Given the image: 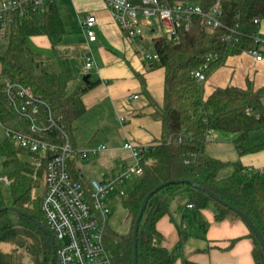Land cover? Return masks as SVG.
I'll return each instance as SVG.
<instances>
[{
	"label": "trees",
	"instance_id": "trees-1",
	"mask_svg": "<svg viewBox=\"0 0 264 264\" xmlns=\"http://www.w3.org/2000/svg\"><path fill=\"white\" fill-rule=\"evenodd\" d=\"M188 1L200 5L205 12L216 2ZM219 4L223 26L239 34L236 42L226 38L228 32L225 28L207 32L198 17L193 19L187 32L180 34L175 44L164 38L148 40V46L158 61H148L147 68L164 70L163 102L160 106L154 105L155 115L162 125L163 138L143 155L141 176L136 178L131 191L120 199L130 218L128 233L120 235L107 226L104 228L103 246L112 264H132L133 222L144 197L166 181L174 182L166 188L190 187L192 194L189 204L195 210L205 209L209 203H213L216 209L215 222L227 218L241 220L233 211L214 201L207 191L213 193L244 214L264 241V174L244 177V168L239 163L221 162L204 154L207 135L212 131L236 134L233 143L240 151L251 132L264 129V110L261 104L263 92L226 87L217 88L204 98L203 85L198 84L193 77L195 71H200L208 78L224 64L227 57L258 49L254 37L259 25L254 24L253 20L264 21V0H219ZM63 34L62 22L55 10L44 15L30 14L15 19L4 39H0V87L4 79L18 78L23 86L39 93L50 104L55 115L61 116L70 137L73 122L85 113L81 97L96 83L81 82L69 92L67 71L62 68L59 74H49L41 63L33 60L26 46L29 37L45 36L51 49H54ZM208 56L211 58L208 59ZM137 78L144 85L142 77ZM0 123L3 126L15 124V116L1 94ZM263 146L253 147L250 151L260 150ZM0 156L3 158V167L8 170L6 177L9 180L8 185L0 183V236L10 228V212L6 210L8 207L24 214L19 215L23 224L36 226L39 223L45 226L40 211L42 194L32 196V192L41 186L44 164L37 168L34 154L5 139L0 141ZM229 167L233 169L229 176H219L223 169ZM69 171L73 180H80L74 162L70 163ZM189 183L200 188H192ZM164 189L150 197L139 221L136 264H174L178 256V252L160 246L162 236L155 227L158 220L167 214L166 204L160 195ZM178 232L182 241L185 235L181 229ZM43 236L45 264H50L51 248L44 233ZM248 238L253 242L251 256L254 264H264V251L249 228ZM52 264H56L55 257ZM183 264L195 263L184 261Z\"/></svg>",
	"mask_w": 264,
	"mask_h": 264
},
{
	"label": "crops",
	"instance_id": "crops-1",
	"mask_svg": "<svg viewBox=\"0 0 264 264\" xmlns=\"http://www.w3.org/2000/svg\"><path fill=\"white\" fill-rule=\"evenodd\" d=\"M53 10L62 22L64 34L61 41L51 49L45 36L29 37L27 40L40 41L43 59L36 58L28 49L33 60L41 63L49 74H59L62 68L67 71L69 92L81 82L96 83L81 97L85 113L73 122L70 139L79 148L103 145L106 149L91 157L93 162H74V168L84 179L86 173L93 172L94 166L97 174L92 179L99 178L101 174L114 176L130 162L129 152L123 149L125 140L136 146H146L157 145L163 138L162 125L154 107L163 102L164 70L147 68L148 61L143 57L152 54L148 46L150 39L147 36L142 40L126 39L102 0H54L50 7V11ZM89 15L96 21L97 40L93 43H86L80 31V20ZM257 33L264 34V21H260ZM87 49H90L94 65L84 73L83 54ZM47 50H51L50 55L46 54ZM258 51L262 55L260 61L247 53L227 57L224 64L203 83L204 98L217 88L261 90L264 110V44L258 47ZM137 76L142 77L144 85ZM85 77L86 81L83 80ZM0 126L3 130L1 123ZM236 137V134L221 131L208 133L204 154L221 162L239 163L242 168H264V146L250 151L262 145V140L243 144L238 151L233 143ZM211 144L220 148L212 149ZM226 146H233L235 157L231 160L226 158L230 154ZM113 159L118 160L114 162ZM232 170L230 168L221 177L229 176ZM191 194L192 189L188 186L168 187L160 194L167 214L158 220L155 227L162 236L160 246L178 252L174 264H183L184 261L195 264H254L251 256L253 242L248 238V227L241 220L227 218L215 222L213 203L196 214L188 215L186 220L185 214L193 210L188 208ZM9 219L10 228L0 236V264H45V238L40 228L23 224L19 215L14 213H9ZM190 222L202 224L201 230L192 227L182 230ZM178 228L185 235L182 241Z\"/></svg>",
	"mask_w": 264,
	"mask_h": 264
},
{
	"label": "built area",
	"instance_id": "built-area-1",
	"mask_svg": "<svg viewBox=\"0 0 264 264\" xmlns=\"http://www.w3.org/2000/svg\"><path fill=\"white\" fill-rule=\"evenodd\" d=\"M54 0H0V39L15 19L30 14L44 15L50 11ZM114 23L128 40L164 38L177 43L180 34L187 32L198 17L207 32L223 26L219 0L205 12L202 7L188 0H102ZM80 31L86 43L97 40L96 21L91 15L80 20ZM254 24L260 23L258 19ZM227 39L234 42L238 32L225 28ZM258 47L264 44V34L254 37ZM247 54L256 61L262 59L258 49ZM144 60L158 61L153 54L144 55ZM211 57L208 56V59ZM84 70L94 65L90 49L83 54ZM193 77L203 85L206 78L200 71ZM6 106L15 116L13 126H3L5 140L18 148L35 155V166L44 164L40 211L46 228L56 243V264H112L103 246V232L111 213L107 201L109 195L118 199L126 196V186L131 179L141 176L143 155L156 145L136 146L127 141L123 149L130 154V162L114 176L101 174L97 179H72L71 162H87L106 148H79L73 145L61 116L52 112L50 104L32 89L23 86L18 78L4 79L0 87ZM136 98V97H134ZM264 174V168H244L242 175ZM0 183L9 184L7 177ZM191 208V205H188Z\"/></svg>",
	"mask_w": 264,
	"mask_h": 264
},
{
	"label": "rangeland",
	"instance_id": "rangeland-1",
	"mask_svg": "<svg viewBox=\"0 0 264 264\" xmlns=\"http://www.w3.org/2000/svg\"><path fill=\"white\" fill-rule=\"evenodd\" d=\"M40 42V41H38ZM35 43L34 40H27L26 41V44H27V47L32 51V53L36 56V58H40V59H43V46H40L41 44L40 43ZM51 51V50H50ZM50 51L47 50L46 51V54H49L50 55ZM52 53V52H51ZM258 91V90H257ZM262 98H263V95H262ZM72 129H74V127H72ZM263 136V137H262ZM4 133H3V130L0 126V140H4ZM259 140H262L260 143H263L264 144V129L261 130V131H254V132H251L248 136V139L247 141L244 143V146L245 144H249V143H255V142H258ZM125 142H127L125 140ZM210 148L212 149H219L220 146L219 145H215V144H211L210 145ZM226 149L227 150H230L229 151V155L226 156V158H229V160H231L234 156V150H233V146H231V148L227 147L226 146ZM233 152V153H232ZM233 156H232V154ZM90 162H93L94 159H89ZM118 159H113L114 162H117ZM89 164V163H88ZM94 166V165H93ZM93 167H91L92 169ZM96 167L94 166V169L93 172H90V173H86V176H85V179L86 180H90L94 177H96V174H97V171L95 169ZM230 169L229 168H226V169H223L220 173H219V176H224L226 174V172H228ZM85 172H86V169H84ZM7 169H5L3 167V158L0 156V177H5L7 176ZM41 182V186L39 189L37 190H34L32 192V196L33 197H37V196H41L42 194V190H43V187H42V180H40ZM136 183V179H131L129 181V183L127 184L126 186V195L129 191H131V189L134 187ZM107 201L109 203V206H110V209H111V213L107 219V222H106V226L108 229H110L111 231L117 233V234H120V235H125L128 233L129 231V228H130V218L128 216V214L126 213L125 209L123 208L122 206V202L120 201V199H118L117 197H115L114 195H109L107 197ZM185 210V209H184ZM198 210H189V214H185V218L186 220H188V215L190 214H196ZM200 226H202V224L200 225H197L196 222L195 223H189V226L188 227H184V229L182 230H185V229H189L192 227V229L194 230H201Z\"/></svg>",
	"mask_w": 264,
	"mask_h": 264
},
{
	"label": "water",
	"instance_id": "water-1",
	"mask_svg": "<svg viewBox=\"0 0 264 264\" xmlns=\"http://www.w3.org/2000/svg\"><path fill=\"white\" fill-rule=\"evenodd\" d=\"M84 81H86V77L83 79ZM173 181H166L164 183L159 184L155 189H153L152 191H150L143 199L138 214L133 222V227H132V232H131V239H132V264H136V260H137V254H136V244H137V230H138V224L139 221L147 207L148 201L150 200V197L156 192V191H160L161 189L166 188L168 185L173 184ZM190 186L192 188H200L199 186L193 184V183H189ZM205 190V189H203ZM207 191V190H206ZM207 193L209 194V196L216 202H218L219 204L227 207L228 209H230L231 211H233L236 215H238V217L245 223V225L253 232V234L256 236L261 248L264 251V241L259 233V231L257 230V228L245 217L244 214H242L240 211L236 210L235 208H233L232 206H230L229 204H227L226 202L222 201L221 199H219L217 196H215L213 193L207 191ZM6 210L10 213H14L16 215H24L23 213H20L18 210H16L15 208L12 207H8L6 208ZM27 218L30 219V216H27ZM36 226L38 228H40V230L46 235L49 244H50V248H51V258H50V264L53 263L54 261V257H55V250H54V241L52 236L50 235L48 229L45 226H41L39 223H36Z\"/></svg>",
	"mask_w": 264,
	"mask_h": 264
}]
</instances>
